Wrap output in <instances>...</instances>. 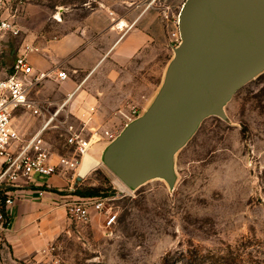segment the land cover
Segmentation results:
<instances>
[{
	"label": "rangeland",
	"instance_id": "1",
	"mask_svg": "<svg viewBox=\"0 0 264 264\" xmlns=\"http://www.w3.org/2000/svg\"><path fill=\"white\" fill-rule=\"evenodd\" d=\"M162 1L177 14L187 0ZM117 3L0 0V20L16 26L14 33H0V80L12 72L28 39L42 34L59 37L70 30V20ZM166 33L147 55L120 67L123 72H117L125 81L107 83L110 96L99 101L93 113L89 109L91 127L73 113L74 102L69 105L70 123L83 138L91 139L96 131L103 137L90 152L95 158L103 157L112 143L106 133L118 137L133 109L139 118L158 105L177 57L175 42ZM64 87H58L59 97H67ZM40 97L53 100L49 94ZM25 114L23 128L32 134L42 118ZM45 140L54 159L62 156L79 165L58 171L42 198L27 187L14 191L18 201L32 207L22 224L16 219V206L9 210L8 220L3 214L0 264H264V67L224 107L223 117L206 119L171 156V179L153 178L135 190L123 189L117 176L94 159L79 171L82 161L67 146L64 128L50 129ZM82 192L117 197L119 219L110 233L100 221L85 225L69 219L63 204ZM11 235L24 237L25 244L19 246Z\"/></svg>",
	"mask_w": 264,
	"mask_h": 264
},
{
	"label": "water",
	"instance_id": "2",
	"mask_svg": "<svg viewBox=\"0 0 264 264\" xmlns=\"http://www.w3.org/2000/svg\"><path fill=\"white\" fill-rule=\"evenodd\" d=\"M181 45L153 111L129 123L103 163L131 190L172 178L170 158L264 67V0H187ZM175 154V153H174Z\"/></svg>",
	"mask_w": 264,
	"mask_h": 264
},
{
	"label": "built area",
	"instance_id": "3",
	"mask_svg": "<svg viewBox=\"0 0 264 264\" xmlns=\"http://www.w3.org/2000/svg\"><path fill=\"white\" fill-rule=\"evenodd\" d=\"M148 8H154L160 14V18L168 31V37L175 42L178 48L181 43L179 31V15L174 8L162 0H151ZM175 14V16H174ZM16 26L7 19L0 20L1 32H15ZM29 51V49H28ZM69 79L65 71L45 72L36 74L28 60V52L19 55L13 65L12 72L0 80V224L4 225V213L9 219V210L16 206L18 189L27 187L35 189L41 198L46 194L45 188L49 185L42 178L55 177L65 166L71 170L79 165L69 162L62 156L57 164L54 163V155L47 147L45 136L52 128H64L66 144L83 161L89 154L93 145L101 142L98 132L91 139L83 138L76 126L70 123L68 107L75 97L77 90L69 94L60 104L50 100H40L34 96L36 90L46 81L54 80L64 83ZM51 107L54 110H51ZM17 110H24L34 117L42 118L41 129L30 139L22 138L12 124L13 115ZM93 113L95 109L91 108ZM138 111L133 109L128 117L129 122L136 120ZM64 118V119H62ZM110 142L117 136L106 133ZM76 163V164H74ZM82 163V162H81ZM71 199L63 204L69 219L80 224H91L94 221L101 222V228L110 233L118 223L119 213L115 207L117 197H80L71 196ZM6 220V222H7Z\"/></svg>",
	"mask_w": 264,
	"mask_h": 264
},
{
	"label": "crops",
	"instance_id": "4",
	"mask_svg": "<svg viewBox=\"0 0 264 264\" xmlns=\"http://www.w3.org/2000/svg\"><path fill=\"white\" fill-rule=\"evenodd\" d=\"M117 1L114 8L101 6L81 20H70L66 25L70 30L59 37L49 38L42 34L28 39L17 55L18 57L28 52L29 63L36 74L49 71H65L68 74L69 79L64 83L46 81L36 90L34 96L43 100L40 96L47 97L49 94L53 100L50 97L45 100L60 104L66 97L57 95L58 87L65 86L64 93L67 96L77 90L72 100V111L86 128L93 125V122L87 119L88 116L91 117L89 109L97 107L99 101L102 102L110 96L106 91L107 83L114 85L125 81L117 72H123L120 67L128 66L136 58L147 55L148 50L154 47L156 42L163 41L167 35L159 12L148 8V0ZM25 113L28 112L17 110L13 115L12 124L22 138L30 139L41 129L42 121L35 126L32 134H27L23 128ZM58 159H54L55 164ZM82 163L79 171L89 167L92 161L88 159L84 167ZM52 179H46L44 182L50 187ZM31 207L26 201L16 203V219L19 224L26 222L23 218ZM17 224L14 227L18 229ZM12 240L19 246L25 244L24 237H13Z\"/></svg>",
	"mask_w": 264,
	"mask_h": 264
},
{
	"label": "bare ground",
	"instance_id": "5",
	"mask_svg": "<svg viewBox=\"0 0 264 264\" xmlns=\"http://www.w3.org/2000/svg\"><path fill=\"white\" fill-rule=\"evenodd\" d=\"M123 26H124V24H123ZM174 153H175V152H173L172 155H174ZM86 156H88V157L85 158ZM85 157L83 158L84 161H82V162H83V163H82V166H83V167L86 166L88 159H94V160L100 162V164H104V163H103L102 156H101L100 159H98V158H95L93 155H91V154L89 153V154L85 155ZM79 168H80V167H79ZM81 168H82V167H81ZM157 178H158V179H163L162 177H157ZM117 179H118V183L120 184V186H121L123 189H126L127 186L123 183V181H121L118 177H117Z\"/></svg>",
	"mask_w": 264,
	"mask_h": 264
},
{
	"label": "trees",
	"instance_id": "6",
	"mask_svg": "<svg viewBox=\"0 0 264 264\" xmlns=\"http://www.w3.org/2000/svg\"><path fill=\"white\" fill-rule=\"evenodd\" d=\"M76 196H80V197H98V192H86V193H78V195H76ZM239 251H238V253H237V256H239ZM167 260V258L166 259H164V261H166Z\"/></svg>",
	"mask_w": 264,
	"mask_h": 264
}]
</instances>
